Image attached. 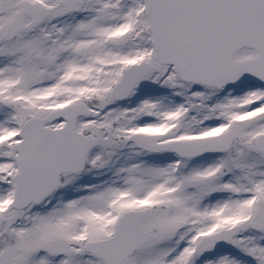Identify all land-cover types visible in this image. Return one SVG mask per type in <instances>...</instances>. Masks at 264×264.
Instances as JSON below:
<instances>
[{"label":"snow or ice","instance_id":"1","mask_svg":"<svg viewBox=\"0 0 264 264\" xmlns=\"http://www.w3.org/2000/svg\"><path fill=\"white\" fill-rule=\"evenodd\" d=\"M0 264H264V0H0Z\"/></svg>","mask_w":264,"mask_h":264}]
</instances>
